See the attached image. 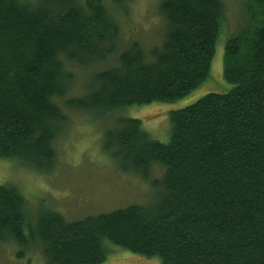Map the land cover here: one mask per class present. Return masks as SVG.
<instances>
[{
    "label": "trees",
    "instance_id": "obj_1",
    "mask_svg": "<svg viewBox=\"0 0 264 264\" xmlns=\"http://www.w3.org/2000/svg\"><path fill=\"white\" fill-rule=\"evenodd\" d=\"M244 2L245 23L224 43L228 92L171 110L165 142L122 113L105 130L104 147L122 169L149 178L152 164L162 167L151 203L70 221L47 210L33 229L22 193L0 184V241L27 246L37 237L45 264H99L109 243L161 264H264V0ZM159 7L161 37L146 51L133 34L124 39L121 19L101 0H0V158L49 171L69 121L65 107L102 117L198 87L226 6ZM90 66L93 88L70 95L73 67Z\"/></svg>",
    "mask_w": 264,
    "mask_h": 264
},
{
    "label": "rangeland",
    "instance_id": "obj_2",
    "mask_svg": "<svg viewBox=\"0 0 264 264\" xmlns=\"http://www.w3.org/2000/svg\"><path fill=\"white\" fill-rule=\"evenodd\" d=\"M101 1L110 10L112 8L114 15H118L116 18L121 19L117 20L124 30V39L129 37L128 33L133 34L141 45L145 42L146 51L148 46L158 42L163 20L159 7L161 0H121V4ZM222 2L226 6L224 22L218 33L208 76L190 93L174 102L153 101L128 106L102 117L89 110L72 111L65 107L64 110L69 111V121L54 142L56 157L49 171L34 170L17 160L0 158V184L13 185L22 193L33 229L38 215L47 210L57 211L70 221L130 204L147 205L156 198L161 187L154 182L161 179L162 167L152 164L149 178L122 169L118 157L104 147L105 130L113 126L116 114L122 113L140 119L141 126L151 137L165 142L169 135L171 110L191 104L208 92L226 93L233 87L222 75L223 50L227 37L245 23V2ZM93 67H73L76 77L70 95L81 97L89 93L94 86L92 75L96 68ZM23 231L28 235L29 228L26 226ZM33 239L27 246L8 238L0 241V264H45L42 244L37 237ZM105 248L106 257L99 264H161L157 257L133 253L111 243Z\"/></svg>",
    "mask_w": 264,
    "mask_h": 264
},
{
    "label": "bare ground",
    "instance_id": "obj_3",
    "mask_svg": "<svg viewBox=\"0 0 264 264\" xmlns=\"http://www.w3.org/2000/svg\"><path fill=\"white\" fill-rule=\"evenodd\" d=\"M223 34V33H222ZM221 42V41H220ZM216 45V44H215ZM132 106V105H131Z\"/></svg>",
    "mask_w": 264,
    "mask_h": 264
}]
</instances>
